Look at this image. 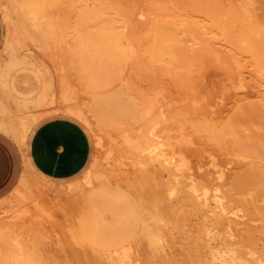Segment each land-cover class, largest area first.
<instances>
[{
  "label": "bare ground",
  "instance_id": "obj_1",
  "mask_svg": "<svg viewBox=\"0 0 264 264\" xmlns=\"http://www.w3.org/2000/svg\"><path fill=\"white\" fill-rule=\"evenodd\" d=\"M0 12V130L21 143L65 112L96 146L69 182L24 168L0 199V264H264V0H0ZM109 181L140 202L152 192L151 242L148 222V242L120 249L81 235L70 196ZM173 197L167 220L188 239L177 253L158 223Z\"/></svg>",
  "mask_w": 264,
  "mask_h": 264
},
{
  "label": "rangeland",
  "instance_id": "obj_2",
  "mask_svg": "<svg viewBox=\"0 0 264 264\" xmlns=\"http://www.w3.org/2000/svg\"><path fill=\"white\" fill-rule=\"evenodd\" d=\"M13 15L17 17L16 14ZM5 27L6 24L4 23L0 13V34H2L3 31H5ZM33 58L40 65L41 74L47 80L54 83V81H56V76L49 70V66L47 62L41 56H39L38 53H33ZM94 141H95V137H94ZM90 142H91V151H90V156H91V154L94 152V145L92 143L91 137H90ZM14 163L18 164L15 144L10 140L9 137H5L0 133V178L2 176H5L9 172L10 168L14 165ZM38 183L42 187H44L43 186L44 183L42 181L41 182L38 181ZM150 192L151 191L147 192L146 200L144 199L143 201L140 202L137 195H135L134 192L124 184L117 183L115 181H109L103 184L94 183L83 188L77 195L70 196V198L73 201V209L71 216L73 218V221L77 223V225H79L83 233H85L89 243L99 248L120 249L126 243L127 244H129V242L136 243L137 241L141 242L142 239L145 238L146 235L148 234L151 235V237L148 235L146 238H148V240H150L151 242V238L153 237L154 239L155 237L154 232H152V229L154 228L153 231L154 230L157 231L153 225L154 222L151 219L152 213L154 214L156 211H158V208L154 206L157 209L156 210L153 206H151L152 197L150 195H152V192L151 193ZM150 198H151V202L149 201ZM176 200L177 199L174 197L170 199L169 198L165 199L166 203H165V207L163 208L166 209V211L164 209L162 211L166 213L162 211L160 212V213H164L161 215L164 216L165 218L161 216V219L164 221L162 220H160V222L158 221V223L159 224L161 223L160 225H163L164 228L172 230L173 234L177 235L176 237L180 247H177L178 244H176L177 248L175 247L173 249L174 253H177V250H179L180 252L183 248L188 246V243L187 244L184 243L185 241L188 242L187 236L185 234L183 235V233L180 232L179 234H181V236L179 234H175L178 232V230L173 229L171 227V223L168 222L169 207L167 208V206H172V204H174L173 206L177 207L179 203ZM144 201H146V203H144ZM149 212L151 214H149ZM143 217L144 219L142 221ZM149 218L151 219L150 222H149L150 220ZM189 218L186 220L187 221L186 223L187 225H191V228L193 229L197 224L198 217H196L195 214H192L191 216H189ZM146 222H148L147 223L148 225L151 224L150 225L151 228L147 225L148 229H146L147 227L144 226L145 228L143 229L144 230L146 229V231H143L142 226L146 225L145 224ZM149 228L151 231L149 230ZM147 230H149L148 233H146ZM138 231L140 234H138ZM144 232L146 233V235L142 236V233L143 235L145 234ZM178 237L180 238L178 239ZM146 238L143 240L145 242L146 241L148 242ZM144 241L141 243H145ZM178 248H181V250ZM168 251L171 252L170 255L171 254L173 255L171 249H168Z\"/></svg>",
  "mask_w": 264,
  "mask_h": 264
},
{
  "label": "crops",
  "instance_id": "obj_3",
  "mask_svg": "<svg viewBox=\"0 0 264 264\" xmlns=\"http://www.w3.org/2000/svg\"><path fill=\"white\" fill-rule=\"evenodd\" d=\"M5 32L6 27L0 34V50L3 47ZM0 133L9 137L15 144L18 158V164L14 163L9 172L0 178V199L4 197V200H1L4 206L8 203L5 199L12 195L13 193H10L17 187L24 168L25 170L29 168L38 179H44L45 182L64 183L82 176L92 163L95 154L94 136L89 126L80 118L65 112H52L37 119L30 126L21 143L2 130ZM89 136L94 145L91 156ZM74 224L89 243L79 225L75 222Z\"/></svg>",
  "mask_w": 264,
  "mask_h": 264
}]
</instances>
